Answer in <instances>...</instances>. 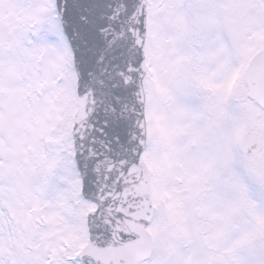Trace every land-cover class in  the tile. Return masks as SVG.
Returning <instances> with one entry per match:
<instances>
[{"label": "snow or ice", "instance_id": "6c2138e0", "mask_svg": "<svg viewBox=\"0 0 264 264\" xmlns=\"http://www.w3.org/2000/svg\"><path fill=\"white\" fill-rule=\"evenodd\" d=\"M0 264H264V0H0Z\"/></svg>", "mask_w": 264, "mask_h": 264}]
</instances>
